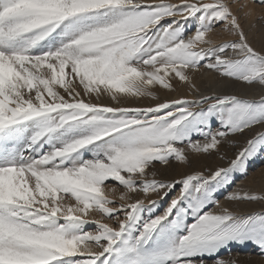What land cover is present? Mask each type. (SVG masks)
<instances>
[{
    "label": "snow or ice",
    "instance_id": "snow-or-ice-1",
    "mask_svg": "<svg viewBox=\"0 0 264 264\" xmlns=\"http://www.w3.org/2000/svg\"><path fill=\"white\" fill-rule=\"evenodd\" d=\"M251 7L264 0H0V264H236L224 255L249 245L264 256V211L213 210L264 154V95L193 83L204 69L264 88ZM217 32L234 39L217 45ZM174 81L198 98L161 100ZM145 98L154 103L138 106ZM237 137L228 167L155 178L190 167L186 151L215 154ZM177 186L161 214L133 199Z\"/></svg>",
    "mask_w": 264,
    "mask_h": 264
},
{
    "label": "rangeland",
    "instance_id": "rangeland-1",
    "mask_svg": "<svg viewBox=\"0 0 264 264\" xmlns=\"http://www.w3.org/2000/svg\"><path fill=\"white\" fill-rule=\"evenodd\" d=\"M168 2L174 3V4H180L182 0H168ZM233 2L237 4L236 7L238 9L240 3H244V2L250 3V0H233ZM251 10L253 12V15L250 20L252 21L250 24H248L249 23V19H248L246 21L247 25L244 22V28H245V31L247 30V33L249 34L250 42L259 51L260 49L258 46V37L262 29H264V8L251 7ZM252 23H255V24H252ZM258 24L260 26L259 28H258ZM252 29H254V33H252ZM188 31L189 33H191L192 31L191 24L188 25ZM211 38L217 45L218 43L220 44L225 41H229L232 38L234 39V37H232L229 33H226V32L213 33ZM225 38L227 39L225 40ZM201 70H204V69H201ZM215 75L218 76L217 74ZM218 78L220 77L218 76ZM237 85L239 84H235V85L233 84V88L230 90V93L238 94L239 96L243 98H249L248 95L240 94V91L237 89ZM252 88L254 91H259L261 89H264L262 87H252ZM221 92L228 93L227 88H224ZM245 96H248V97H245ZM249 99H254V98L250 97ZM216 126L218 127V122ZM199 139L201 143H203V139L202 138H199ZM245 142L246 141L244 137H237L235 140L222 145L219 152L215 154H199L198 155V154L191 153L190 150H188L186 151V154L189 155L191 159L190 167L189 166H174L170 168L158 167L156 169L157 176L155 178L159 180L170 181L173 178L180 179L185 174H191V173H194L195 171H204L207 174L208 171L215 170L217 167L226 168L228 167L229 160L233 158L235 152H237L239 150V147H242ZM221 157H223V159ZM149 178L151 179L152 177L150 176ZM263 179H264V154L258 156L254 161L250 163L248 176L246 178L241 174H236V176L234 177V183L230 187L217 193V199L220 201V203H222V205L220 204V208H214L213 210L216 212H219L222 208L227 207L230 211H233L236 214H250L253 212L264 211V202L237 203V202L228 201L225 198L231 192H248L252 194L264 195V190H263L264 180ZM109 183L114 184V182H111V181ZM119 191L120 190L118 189V193ZM177 196H179V186H177V189L173 190L165 197H162V194L152 193L149 195L148 198H145L143 194H139V195H134L133 199L134 200L144 199L146 207L151 206L150 202L152 200L157 201L158 206L155 207L154 213H153V215H156V214H161L168 207V205L171 202V199ZM117 202H119L118 199H117ZM96 218L98 219L99 217L97 216ZM87 230L94 231L95 228L93 225H88ZM224 259L229 260V261L235 260L236 264H264V256H261L259 250L253 245H249L246 248L234 247L231 254L224 255Z\"/></svg>",
    "mask_w": 264,
    "mask_h": 264
},
{
    "label": "bare ground",
    "instance_id": "bare-ground-1",
    "mask_svg": "<svg viewBox=\"0 0 264 264\" xmlns=\"http://www.w3.org/2000/svg\"><path fill=\"white\" fill-rule=\"evenodd\" d=\"M251 21L252 20L249 19V23L248 24H250ZM245 24H246V22H245ZM252 24H255V23H252ZM259 27L260 26L258 24V28ZM246 32H247V30H246ZM252 33H254V29H252ZM227 37H229V36H227ZM251 37H253V36H251ZM226 39L227 38H225V40ZM258 46H259L260 50L264 49V29H262V31L260 32V35L258 37ZM212 73L210 71H208V70H201L200 72L193 74V83L195 84V87L197 89H199L200 93L204 94V95L222 94L224 92H221V91L224 88H227V92L230 93V90L233 88V84L230 81H226V80H223L221 78H218V76H216L214 73L213 74ZM173 83L175 84L176 91L175 92H170L169 90H160L158 94L160 95L161 100H171V99L182 98V97L183 98H187V99H197L198 98L197 95H194L192 93L191 89L188 86L180 84V83H176L175 81ZM211 89H212V91H211ZM237 89L240 91L241 95H248L249 98L252 97V98L257 99V100L262 95H264V89H261L259 91H254L252 87H247L246 88V87L241 86L240 84L237 85ZM219 92H221V93H219ZM231 94H233V93H231ZM248 96H245V97H248ZM102 102L105 103V104L113 103V102L110 101V98H108V97H105ZM130 103H132V102H130ZM153 103H154L153 101L145 98V99H143L142 101H140L138 103V106H148V105H151ZM258 187H259V185H258ZM220 204L222 205V203H220Z\"/></svg>",
    "mask_w": 264,
    "mask_h": 264
}]
</instances>
